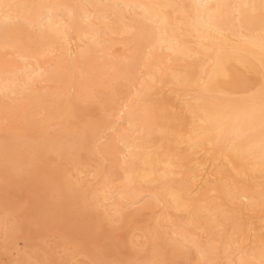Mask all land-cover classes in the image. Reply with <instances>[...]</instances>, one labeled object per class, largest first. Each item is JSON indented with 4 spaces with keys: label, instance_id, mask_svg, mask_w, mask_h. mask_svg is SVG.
Here are the masks:
<instances>
[{
    "label": "bare ground",
    "instance_id": "6f19581e",
    "mask_svg": "<svg viewBox=\"0 0 264 264\" xmlns=\"http://www.w3.org/2000/svg\"><path fill=\"white\" fill-rule=\"evenodd\" d=\"M3 259L264 264V0H0Z\"/></svg>",
    "mask_w": 264,
    "mask_h": 264
},
{
    "label": "rangeland",
    "instance_id": "374dc122",
    "mask_svg": "<svg viewBox=\"0 0 264 264\" xmlns=\"http://www.w3.org/2000/svg\"><path fill=\"white\" fill-rule=\"evenodd\" d=\"M139 232L138 231H135V232H133V234L135 235V234H138ZM5 260V261H4ZM85 261H87L86 259H85ZM5 262L7 263V260L6 259H3L2 261H1V264H5Z\"/></svg>",
    "mask_w": 264,
    "mask_h": 264
}]
</instances>
